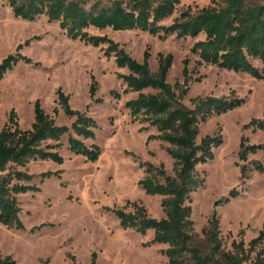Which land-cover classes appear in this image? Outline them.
Returning <instances> with one entry per match:
<instances>
[{
    "label": "rangeland",
    "instance_id": "374dc122",
    "mask_svg": "<svg viewBox=\"0 0 264 264\" xmlns=\"http://www.w3.org/2000/svg\"><path fill=\"white\" fill-rule=\"evenodd\" d=\"M219 3L221 0H180L163 23H172L183 11L194 12ZM89 30L108 35L137 60L142 61L149 51L154 71L160 53H172L168 81L188 88L183 97L188 105L195 96L245 99L241 105L213 114L200 124L198 140L207 134H222L223 142L215 148L212 160L197 166L205 182L192 193V217L195 244L203 251L210 247L203 229L215 211L220 218L223 246L230 249L233 240L241 238L248 244L264 225V130L245 125L253 118L264 120V78L202 61L192 47L205 38L203 33L178 37L138 28ZM106 46L69 37L59 20H51L47 14L33 20L17 16L9 0H0V62L16 53L32 59L19 61L0 79V130L13 110L20 125L31 128L38 99L58 124L71 126L75 117L66 114L59 102L58 89H62L70 95L74 109L96 119V137L85 142L101 147L96 161L87 160L69 149L65 134L60 141H52L58 144L63 162L37 159L25 167L36 174L33 182L40 186V190L18 194L25 227H9L0 221V251L12 255L16 264H91L94 253L98 264H171L163 252L167 244H148L154 237L153 229L142 234L124 228L113 211L115 207L130 210L129 201H138L150 215L166 216L163 195L147 193L139 182L146 175L142 162L163 164L170 175H175V164L167 142L148 140L156 129H143L148 122L131 116L126 102L139 92L124 91L126 84L119 74L130 71L118 66L115 56L105 54ZM94 80L97 90L92 96ZM113 91L121 96L116 97ZM243 137L248 144L262 145L249 152L247 160L240 156ZM255 161H260L263 169L257 168ZM244 165L247 169L243 175ZM46 171L58 174L42 179L40 174ZM232 189H238L239 194L226 201Z\"/></svg>",
    "mask_w": 264,
    "mask_h": 264
},
{
    "label": "trees",
    "instance_id": "16d2710c",
    "mask_svg": "<svg viewBox=\"0 0 264 264\" xmlns=\"http://www.w3.org/2000/svg\"><path fill=\"white\" fill-rule=\"evenodd\" d=\"M180 0H9L15 14L35 19L47 14L51 20H59L67 35L99 46L106 44L107 56H115L118 66L127 67L129 73L119 76L126 84L124 91H138L127 100L133 119L148 122L143 129L154 127L148 140L160 139L168 143L167 151L174 159L175 175L167 173L165 166L142 162L146 175L139 181L149 194L163 195L162 206L166 216L157 218L149 214L147 207L138 201H129L132 209L115 207L113 211L124 228H134L145 234L154 230L148 244L165 243L163 252L171 264H264V225L257 236L246 244L244 238L234 239L232 248L223 246L220 218L215 211L203 232L210 247L203 251L195 244L192 193L205 182L198 170L199 163L215 157V148L223 142L222 134H207L198 140L200 124L213 114L227 112L244 102L239 96H195L191 105L183 101L188 88L168 81L174 56L159 55L157 70L149 63L146 51L142 61L134 58L119 42L108 35L91 33L89 28L142 29L153 34H173L178 37L205 34L196 41L192 50L202 61L237 72H247L264 78V0H221L197 11H183L170 24L163 21L173 14ZM19 61L31 62L27 55L10 54L0 62V79ZM153 88L154 92L144 89ZM97 90V81L91 85V94ZM59 102L66 114L75 117L71 126L58 124L41 104L35 102V120L31 128L20 125L13 110L0 130V221L9 227L24 228L18 194L40 190L33 182L36 174L25 167L37 159L63 162L64 156L57 143L68 134L69 149L96 161L101 155L98 144H87L85 139L95 138L99 127L96 119L70 104V95L58 89ZM116 97L121 93L113 91ZM58 111V108H55ZM246 127L264 130V120L253 118ZM243 137L240 156L248 159V153L262 147L248 144ZM257 168L263 169L260 161ZM243 175L246 165L243 166ZM54 171L42 172V179ZM239 194L232 189L225 200ZM242 233V230H241ZM255 252V254H254ZM0 264H16L12 255L0 251ZM91 264H98L94 253Z\"/></svg>",
    "mask_w": 264,
    "mask_h": 264
},
{
    "label": "water",
    "instance_id": "95a60500",
    "mask_svg": "<svg viewBox=\"0 0 264 264\" xmlns=\"http://www.w3.org/2000/svg\"><path fill=\"white\" fill-rule=\"evenodd\" d=\"M218 203H219V201L216 202V204H218Z\"/></svg>",
    "mask_w": 264,
    "mask_h": 264
}]
</instances>
